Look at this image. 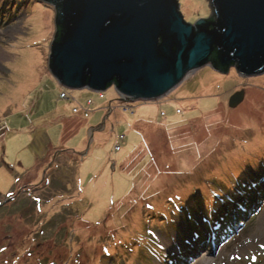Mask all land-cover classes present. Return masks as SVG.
Masks as SVG:
<instances>
[{
    "label": "rangeland",
    "instance_id": "374dc122",
    "mask_svg": "<svg viewBox=\"0 0 264 264\" xmlns=\"http://www.w3.org/2000/svg\"><path fill=\"white\" fill-rule=\"evenodd\" d=\"M177 1L187 24L211 16L210 0ZM54 16L40 0H0V264H197L199 232L222 242L213 264H264V74L208 66L151 102L61 86L59 102ZM88 99L89 119L71 114ZM52 119L81 134L61 142ZM197 169L212 172L205 187L171 204Z\"/></svg>",
    "mask_w": 264,
    "mask_h": 264
},
{
    "label": "water",
    "instance_id": "95a60500",
    "mask_svg": "<svg viewBox=\"0 0 264 264\" xmlns=\"http://www.w3.org/2000/svg\"><path fill=\"white\" fill-rule=\"evenodd\" d=\"M40 1L55 14L48 71L66 89L113 84L127 103L156 101L201 68L223 73L210 64L214 53L242 78L264 74V0H210V18L194 24L177 0ZM243 100L235 93L228 107Z\"/></svg>",
    "mask_w": 264,
    "mask_h": 264
},
{
    "label": "trees",
    "instance_id": "16d2710c",
    "mask_svg": "<svg viewBox=\"0 0 264 264\" xmlns=\"http://www.w3.org/2000/svg\"><path fill=\"white\" fill-rule=\"evenodd\" d=\"M213 17H211V19H212ZM59 30V29H58ZM210 64L214 67V66H216L217 67V70L218 71H222L223 73H225V72H229L230 70H232V68L234 67V66H236L235 64L234 65H232V66H230L229 68H222L221 66H220V64H219V62H218V59H217V54H212V56L210 57ZM111 85H113V84H111ZM109 86L107 89H109V88H112V86ZM197 171H200V169H197V170H195L194 172L192 171V170H189V171H187L188 172V175L183 179V180H181V181H176L175 183H174V185H175V187H178L179 189H180V191L179 192H177L178 193V195H177V193H174L175 195H173L174 196V198L173 199H175V200H173V199H169V202L171 203V204H176V203H182L183 202V200H182V198L180 197V195H179V193L181 194V196H184V194H186V193H188V191H190V192H193V191H198V192H200V190L199 189H201V188H204L205 187V183L203 184V185H201V186H199V185H197L196 184V182H207V178L208 177H210V176H212V172H210L209 170H203V175H200V173H197ZM203 176V177H202ZM188 180L190 181L187 185H185L186 184V182H188ZM201 180V181H200ZM179 186H185L186 188H180ZM162 208H164V207H162ZM176 208H178V206H176V205H174V211L175 212H179L178 211V209H176ZM146 209H148V210H152L150 207L148 208V207H146ZM161 217L162 218H164L165 220H167L163 215H161ZM199 235H200V237L202 238V237H204L205 238V235H202L200 232H199ZM203 244V243H202Z\"/></svg>",
    "mask_w": 264,
    "mask_h": 264
},
{
    "label": "crops",
    "instance_id": "0c3cea01",
    "mask_svg": "<svg viewBox=\"0 0 264 264\" xmlns=\"http://www.w3.org/2000/svg\"><path fill=\"white\" fill-rule=\"evenodd\" d=\"M0 47L2 48V46L0 45ZM48 74H49V72H47ZM49 76L53 79V77L49 74ZM32 77H33V75H32ZM54 81V80H53ZM55 83V82H54ZM57 101H59L58 99H57ZM60 102V101H59ZM66 104H64V106H65ZM70 108H68V110H69ZM50 114H51V112H50ZM53 115H55L54 113H53ZM42 116H46V115H41L40 114V116H39V122H38V125L40 126V124H41V121H42ZM50 123L51 124H55V127H58L59 128V134H58V139L59 140H61V142H63V143H66V138H64V136H65V134L69 131V130H71V129H74L73 130V136H75V135H79V134H81V130H80V128L79 129H77V130H75V124H69L65 119H56V120H51L50 121ZM57 125V126H56ZM41 133V132H40ZM36 137V136H35ZM35 137H34V139H33V141H31V143L32 142H34V140H35V142H36V139H35ZM30 138V137H29ZM84 138V136L83 135H81V139H83ZM70 140V139H69ZM145 140V139H144ZM29 142V141H28ZM30 143V144H31ZM29 144V145H30ZM28 145V146H29ZM34 145L36 146V144L34 143ZM143 146H144V144H143ZM145 147V146H144ZM28 157H30L31 159H32V157L34 158V155L32 154H29L28 155ZM54 162H56V160H54ZM49 168L50 167H48L47 168V170H49ZM46 170V171H47ZM45 173V172H44ZM75 174H76V172H75ZM76 178V177H75Z\"/></svg>",
    "mask_w": 264,
    "mask_h": 264
},
{
    "label": "bare ground",
    "instance_id": "6f19581e",
    "mask_svg": "<svg viewBox=\"0 0 264 264\" xmlns=\"http://www.w3.org/2000/svg\"><path fill=\"white\" fill-rule=\"evenodd\" d=\"M184 164V166H187V160H184V162L182 163ZM215 259H213L210 256V253L205 252L202 255H199L194 261L193 263H197V264H213L215 261Z\"/></svg>",
    "mask_w": 264,
    "mask_h": 264
},
{
    "label": "built area",
    "instance_id": "2783aa9c",
    "mask_svg": "<svg viewBox=\"0 0 264 264\" xmlns=\"http://www.w3.org/2000/svg\"><path fill=\"white\" fill-rule=\"evenodd\" d=\"M66 98H67V96L65 94L60 95V99H66ZM89 104L90 103L87 102V105H89ZM78 111H79V109H76V108L72 110L73 113H77ZM82 112H84V117H87V114H86L87 111H85V109H82ZM176 113L179 114V111H177ZM116 150H119V148H116Z\"/></svg>",
    "mask_w": 264,
    "mask_h": 264
}]
</instances>
